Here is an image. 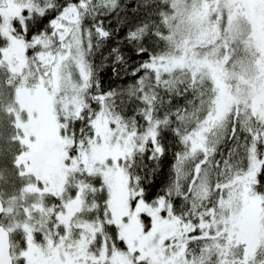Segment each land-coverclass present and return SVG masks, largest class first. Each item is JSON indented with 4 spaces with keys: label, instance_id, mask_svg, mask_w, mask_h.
<instances>
[{
    "label": "snow or ice",
    "instance_id": "snow-or-ice-1",
    "mask_svg": "<svg viewBox=\"0 0 264 264\" xmlns=\"http://www.w3.org/2000/svg\"><path fill=\"white\" fill-rule=\"evenodd\" d=\"M0 264H264V0H0Z\"/></svg>",
    "mask_w": 264,
    "mask_h": 264
}]
</instances>
